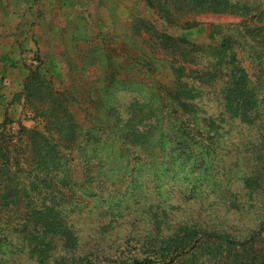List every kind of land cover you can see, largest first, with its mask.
Instances as JSON below:
<instances>
[{"label": "trees", "instance_id": "16d2710c", "mask_svg": "<svg viewBox=\"0 0 264 264\" xmlns=\"http://www.w3.org/2000/svg\"><path fill=\"white\" fill-rule=\"evenodd\" d=\"M142 1L167 24L184 28L198 25L200 22L194 17L201 13L235 12L241 20L229 25L211 24V43H199L160 33L146 20L134 17L135 24L152 30V39L160 49L157 54H162L159 58L151 54L167 73L155 79L150 72L144 81L135 80L137 92L129 102L131 109L127 116L117 118L113 113H104L97 118L100 124L97 131L80 126L65 108L64 93L51 88L49 98L45 97L47 102L43 103L51 112L33 106L35 115L41 120L40 128L20 126L14 132L10 127L13 121L4 117L0 122V190L3 182L7 185L0 201L3 206L27 207L24 213L27 221L17 225L25 238L20 242L24 245L21 250L37 264H76L77 261L93 264L89 257L75 254L74 228L56 221L57 216L46 207L45 197L53 194L49 182L57 185L68 180L65 185L71 190L72 202H88L87 194L95 195L91 183H88L90 189L84 186L92 167L98 168L104 163L111 165L120 159L118 174L126 176L131 187L139 188L138 191L145 187L146 180L151 182L152 191L162 195V179L167 173L179 176L186 167L192 175V188L200 189L205 185L214 190L219 186L220 163L216 157L219 132L212 116L200 118L196 111L203 85H219L224 114L244 124L258 123L260 132L255 140L258 143L253 152L252 169L249 174H242L240 180L264 197V5L260 6V0ZM224 26L233 33L228 32L217 41L218 29ZM103 44L91 39L83 46L82 57L88 64H99L101 57L113 59L112 51ZM143 53L148 57L145 65L138 61V53L118 50L122 58L132 60L125 67H152L150 54ZM67 64L71 68L72 64ZM31 69L23 79L21 90L27 104L34 88L47 82L36 69ZM107 78L109 86L113 79ZM107 100L103 98L102 104L106 105ZM35 188L38 197L31 195ZM76 190L80 192L76 194ZM22 196H27L28 200H23ZM49 213L51 218L47 219ZM54 235L63 236L65 246L71 250L50 259L53 244L50 236ZM0 236L9 246L18 244L4 230ZM155 240L154 249L159 258L145 256L133 264H185L186 257H195L194 252L199 248L204 251L201 256L208 264H264V218H260L256 229L245 235L182 224L170 234H159Z\"/></svg>", "mask_w": 264, "mask_h": 264}, {"label": "rangeland", "instance_id": "374dc122", "mask_svg": "<svg viewBox=\"0 0 264 264\" xmlns=\"http://www.w3.org/2000/svg\"><path fill=\"white\" fill-rule=\"evenodd\" d=\"M259 4L263 6L264 0ZM134 17L146 20L160 33L199 43H211V24L229 25L241 20L235 12L201 13L194 17L200 22L198 25L184 28L167 24L142 0H0V122L7 116L13 121L10 127L14 132L20 126L40 128L41 120L35 115L33 106L51 112L43 104L50 96L49 88L64 93L65 108L83 128L97 131L100 128L97 118L104 113H113L117 118L127 116L131 109L129 102L137 92L135 80L144 81L150 72L153 77L167 73L151 54L157 58L162 54H157L160 49L152 39V30L143 26L145 32L133 22ZM21 27L27 32L25 36L35 38L33 48L27 49L25 40L19 41L23 36V33L19 35ZM226 29L225 26L218 29L217 41L228 32L233 33ZM91 39L104 43L112 51L113 59L101 57L99 64H88L82 57L83 46ZM123 49L129 54L138 53V61L144 65L148 64V57L143 52L150 54L152 67H125L132 60L118 54V50ZM67 62L72 64L71 68ZM29 68L36 69L47 82L34 88L27 104L21 90ZM106 75L107 80L113 79L109 86L104 79ZM202 87L196 111L200 118L212 116L219 132L220 141L216 146L220 163L219 186L214 190L205 185L200 189L192 188V175L186 167L179 176L167 173L162 179V195L152 191L151 182L145 179V187L138 191L139 188L131 187L126 176L118 174L120 159L111 165L104 163L98 168L92 167L84 186L91 188L95 195L91 197L88 193V202H72L71 190L65 185L68 180L57 185L49 182L53 194L45 197L46 207L57 216L56 221L74 228L77 256L89 257L93 264H133L145 256L159 258L154 249L155 238L159 234H170L178 225L192 224L238 235L248 234L258 227L260 218H264V197L240 180L242 174H249L252 169L253 152L258 143L255 140L260 132L258 123L249 125L230 118L224 114L219 85ZM105 97L108 100L103 105ZM109 111L111 113H107ZM88 183H91L90 188ZM6 185L3 182L0 200ZM79 192L76 190V194ZM37 194L38 189H33L31 195L38 197ZM22 199L28 200V197L22 196ZM26 211L25 206H3L0 201V234L4 230L12 235L14 242L18 241L17 245L9 246L0 240V264H37L21 250L24 245L20 242L25 238L18 226L27 221ZM50 218L49 213L47 219ZM50 237L53 242L50 259L70 252L63 236ZM194 254L195 257H186L185 264H208L200 248ZM76 264H83V261Z\"/></svg>", "mask_w": 264, "mask_h": 264}, {"label": "crops", "instance_id": "0c3cea01", "mask_svg": "<svg viewBox=\"0 0 264 264\" xmlns=\"http://www.w3.org/2000/svg\"><path fill=\"white\" fill-rule=\"evenodd\" d=\"M22 28H24V27H21V30H20V32H19V35H21L22 33H23V36L21 37V39L19 40L20 42L22 41V40H25L24 42H25V48H27V49H31V48H33L34 46H35V38H31V37H27V36H25L26 35V30H25V28H24V30H22ZM47 40H48V38H47ZM23 42V43H24ZM37 45H39L38 44V42H37Z\"/></svg>", "mask_w": 264, "mask_h": 264}]
</instances>
